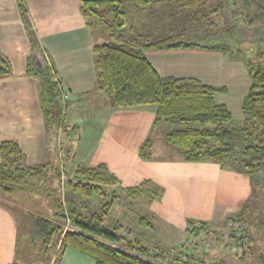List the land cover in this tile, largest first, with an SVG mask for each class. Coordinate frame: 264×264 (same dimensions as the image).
<instances>
[{"label": "trees", "instance_id": "trees-1", "mask_svg": "<svg viewBox=\"0 0 264 264\" xmlns=\"http://www.w3.org/2000/svg\"><path fill=\"white\" fill-rule=\"evenodd\" d=\"M132 1L133 6L143 10L156 0ZM167 1L170 10H175V19L187 12L194 22L208 21L214 27L212 40L185 41L182 33L157 38L150 33L128 34L132 9H123L120 0H81L80 11L86 23L106 34V40L93 46L97 85L109 93L115 106L154 105V122L171 127L165 139L182 151L185 161H213L248 175L253 186L258 184L259 193H252L237 212L226 218V224L230 222L234 227L224 243L243 245L245 251L252 250L254 264H264V245L254 248L250 244L256 203L264 201V41L255 44L254 53L247 56L240 35L229 29L244 14L247 23L264 31V0ZM17 3L24 19L23 2ZM178 47L219 50L243 63L250 86L242 99L241 122L233 120L224 103L215 101L214 95L225 91L224 86H212L196 78L162 77L143 53L146 48ZM38 58L39 63H31L29 68L39 84L51 152L44 162L28 164L17 140H0V203L13 211L18 223L15 255L9 264H46L40 257L49 249L54 255L48 264H58L68 247L95 264H229L221 253L210 256L212 246L207 235L215 232L217 242H223V237L217 229L210 230L207 221H187L185 233L195 235L197 240L164 247L153 235L155 220L149 212L138 218L136 233L127 228L123 234L117 232L122 228L120 223H104L106 210H91L86 200L93 195L105 196L104 189L115 184L117 178L105 164L77 165L72 177H66L65 158L60 151L64 112L61 108L56 117L54 111L61 99V81L44 55L39 53ZM0 65V75L7 74L8 61L0 58ZM149 147L148 140L141 145L143 157H147ZM161 193L149 180L125 190L126 196L139 201H153ZM117 197L113 192L104 205H112ZM36 200L45 206L44 210L36 208L41 206Z\"/></svg>", "mask_w": 264, "mask_h": 264}, {"label": "crops", "instance_id": "crops-1", "mask_svg": "<svg viewBox=\"0 0 264 264\" xmlns=\"http://www.w3.org/2000/svg\"><path fill=\"white\" fill-rule=\"evenodd\" d=\"M21 1L24 19L17 0H0V58L11 66L0 75V140H17L28 164L44 162L51 152L39 84L29 68L39 63L41 53L67 92L65 128L60 136L66 177H72L77 165L105 164L117 178L106 188L123 194L126 188L149 180L162 193L158 199L143 202L145 211L183 234L189 219L217 225L240 209L253 188L248 175L213 161H185L182 151L166 141L169 129L157 131L165 124L154 122V105L115 106L109 93L97 85L93 46L106 40V34L86 23L81 0ZM170 5L167 0H156L143 10L132 6L128 34L173 36L194 23L187 12L181 21L174 20ZM158 15L163 18L157 20ZM197 22L195 31L206 25L204 20ZM143 53L162 77L196 78L224 86L225 91L214 95L215 101L224 103L233 120L241 122V103L250 80L240 60L199 47L146 48ZM147 140L150 147L143 157L140 149ZM17 225L13 211L0 203V264L14 258ZM58 264L95 262L68 247Z\"/></svg>", "mask_w": 264, "mask_h": 264}, {"label": "rangeland", "instance_id": "rangeland-1", "mask_svg": "<svg viewBox=\"0 0 264 264\" xmlns=\"http://www.w3.org/2000/svg\"><path fill=\"white\" fill-rule=\"evenodd\" d=\"M120 1L122 4L121 7H123V9L125 10L132 9L131 7L134 4L132 0H120ZM146 16L149 17L150 20L154 19V17H150V15H146ZM181 17L182 16H179L176 19L175 17L172 18L174 20L179 19L180 21ZM239 17H241L240 20L235 21L234 26H229V29L235 30L240 35L241 47L243 53L249 56L254 53L256 49L255 44H260L262 41H264V31L260 29L258 30L257 27L252 26V24L250 23H247L244 14L239 15ZM161 18H163V15H158L157 20H160ZM198 23L199 22H194L191 25H187L185 28H181L180 30H178L177 33H182L183 39L185 41H192L198 39L199 41H203L205 43L210 42V40H212V38H210V35L214 27L212 25L210 26V24L208 25V21H206V25L202 30L195 31V25ZM7 68H11V66L8 65ZM58 104L59 105H57V108L54 109L56 117L60 116L61 108H62V113L64 112L63 101L60 98L58 99ZM163 128H168L169 130L171 129L170 126L161 125L157 128V131L161 129L163 130ZM104 191H105V196L102 194H98V195H93L92 197L87 199L86 200L87 205L90 206L91 210L93 211L102 212L103 210H106L107 215L104 216V223L109 225H116L117 223H120L122 225V228H119L117 232L125 234L126 229L130 228L133 234L136 233V231L139 228L138 218L146 213L145 211L146 209L144 208L145 206H143V202L146 200L143 199L139 201L136 198L126 196L125 194L120 193L118 190H116L115 193L118 195V197L116 198L114 203L112 205L105 206L104 203L111 200L112 193L109 191L108 188H105ZM252 193L253 194L259 193L258 184L254 183L251 194ZM80 200L84 201V198H81ZM39 201L36 200L35 203L38 202V204H40V202H43V201L40 202ZM259 201L260 202L256 203V205L258 206V210L255 214V219H253V222L255 223L254 225L255 228L254 227L250 228V233L251 234L254 233L253 239L251 240L250 244L254 248L256 246L264 245V201H262L261 199H259ZM32 205L34 204L32 203ZM25 206L27 207V205ZM36 208H40V210L42 209L44 210L45 206L37 205ZM152 224L154 225L153 235L164 247H170L172 245H176L181 241L189 242L192 240H197L195 235H191L187 233L183 234L182 232L179 231V229H176L175 226L172 227L171 225H168L167 227H165L161 222L156 220ZM231 225L232 223L230 222H227L226 224V219L222 221L220 224L211 225L210 230L217 229L215 231L221 233L223 237V242L216 241L217 234L215 232H212L209 235H207L206 240H208L210 242L209 245L212 246V249L209 251L210 256L213 257L221 253L227 259L229 264H254L253 262L254 255L252 253V250L249 249L245 251L243 245L234 244V243L233 244L224 243V240L227 241V235L229 234L230 229L234 227L233 225L232 226ZM261 228L263 229L261 230ZM243 250L245 251L244 253H242ZM53 255H54V251L52 249H49L47 253H44L40 257L41 263L48 264L50 260L53 258Z\"/></svg>", "mask_w": 264, "mask_h": 264}, {"label": "built area", "instance_id": "built-area-1", "mask_svg": "<svg viewBox=\"0 0 264 264\" xmlns=\"http://www.w3.org/2000/svg\"><path fill=\"white\" fill-rule=\"evenodd\" d=\"M60 96H61V100L63 101V104H64V100H65V98L67 97V92H66V91H63V90L61 89V91H60Z\"/></svg>", "mask_w": 264, "mask_h": 264}]
</instances>
